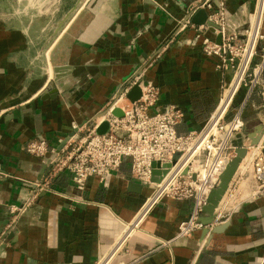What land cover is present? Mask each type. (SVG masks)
<instances>
[{
	"label": "crops",
	"instance_id": "1",
	"mask_svg": "<svg viewBox=\"0 0 264 264\" xmlns=\"http://www.w3.org/2000/svg\"><path fill=\"white\" fill-rule=\"evenodd\" d=\"M60 1L0 0V264H264V197L184 238H177L179 226L193 203L164 199L127 234L151 194L131 180L128 163L108 186L92 178L84 191L60 173L12 224L11 209L49 179L50 167L28 155L26 145L44 138L59 150L75 126L102 119L138 69L160 89L156 112L170 105L183 110L182 134L204 128L231 80L217 70L216 57L204 54L194 30L178 33L195 6L208 21L221 0ZM225 4L235 24L255 6L254 0ZM214 29L209 36L220 42ZM244 99L241 92L236 104ZM259 103L254 98L245 109L235 148L253 147L256 139L264 146Z\"/></svg>",
	"mask_w": 264,
	"mask_h": 264
},
{
	"label": "built area",
	"instance_id": "2",
	"mask_svg": "<svg viewBox=\"0 0 264 264\" xmlns=\"http://www.w3.org/2000/svg\"><path fill=\"white\" fill-rule=\"evenodd\" d=\"M254 2V10L247 19L235 24L230 20L225 0H221L219 8L208 17V22L216 26L214 33L220 36V42L209 36L210 26L193 23L192 18L201 6H195L181 23L178 33L194 30L195 41L201 40L204 54L218 59L217 70L231 75L202 130L180 133L184 112L178 106L170 105L156 112L160 89L145 81L146 70L140 68L115 94L102 119L75 126L73 136L61 150L51 147L44 138L26 145L28 155L50 167L49 179L34 185L35 192L21 207L11 209L12 224L29 211L39 192L48 189L50 180L60 173H68L74 186L84 191L92 178L108 186L123 164L128 163L131 180L151 190V194L134 222L127 226V234L138 230L141 221L164 199L193 203L192 213L180 224L177 238L191 237L205 228L203 218L207 216L205 208L210 195L219 187L221 177L236 156L235 138L246 128L245 109L258 98L260 103L254 105V110L264 112V0ZM134 87H139L141 97L131 102L128 96ZM241 92L245 99L236 104ZM117 109L121 117L113 114ZM104 121L110 131L99 135L97 130ZM239 168L242 169L238 180H232L216 210L215 220L222 223L242 204L264 197V146L247 148ZM155 171L161 174L159 183L153 182ZM248 179L252 180L251 187L242 192V184Z\"/></svg>",
	"mask_w": 264,
	"mask_h": 264
},
{
	"label": "water",
	"instance_id": "3",
	"mask_svg": "<svg viewBox=\"0 0 264 264\" xmlns=\"http://www.w3.org/2000/svg\"><path fill=\"white\" fill-rule=\"evenodd\" d=\"M79 5V4H78ZM77 9V7L70 12L63 20V23L65 24L72 16V14L75 12V10ZM194 23L198 24V25H203V24H208V26L212 27V28H216L214 24H212L211 22L207 21V13L204 10H199L197 12V14L194 16L193 18ZM141 97V91L139 89V87H134L129 96L128 99L131 102H135L137 100H139ZM115 116L117 117H121L122 114L119 112V110H115L113 113ZM110 128H109V124L108 122L104 121L98 128L97 133L99 135H104L109 133ZM256 139V135L254 136ZM69 140H66L62 146L60 147L59 150H61L66 143ZM259 140L256 139V141L253 144V147H256L259 145ZM247 156V149L244 148H240L237 150L236 152V156L235 158L232 160V162L229 164V166L227 167L226 171L224 172L223 176L221 177V182L219 187L214 190L212 192V194L210 195L209 198V202L207 207L205 208V212L207 214V220L204 221V225L208 226V225H212L213 222L215 221L216 218V210L220 204V202L222 201V199L224 198L227 190L229 189V186L235 176V174L237 173L242 161L245 159V157ZM155 167V165H154ZM169 167V166H168ZM165 174V172H164ZM161 181V174L157 171H155L153 173V182L155 183H159Z\"/></svg>",
	"mask_w": 264,
	"mask_h": 264
},
{
	"label": "flooded vegetation",
	"instance_id": "4",
	"mask_svg": "<svg viewBox=\"0 0 264 264\" xmlns=\"http://www.w3.org/2000/svg\"><path fill=\"white\" fill-rule=\"evenodd\" d=\"M63 1H64V0H61V1H60V4H61Z\"/></svg>",
	"mask_w": 264,
	"mask_h": 264
},
{
	"label": "rangeland",
	"instance_id": "5",
	"mask_svg": "<svg viewBox=\"0 0 264 264\" xmlns=\"http://www.w3.org/2000/svg\"><path fill=\"white\" fill-rule=\"evenodd\" d=\"M102 264H106V262L102 263Z\"/></svg>",
	"mask_w": 264,
	"mask_h": 264
}]
</instances>
